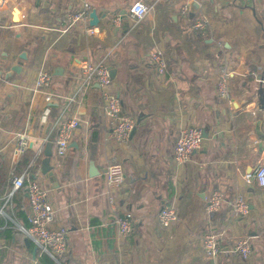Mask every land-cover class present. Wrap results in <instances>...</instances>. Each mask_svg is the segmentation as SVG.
I'll use <instances>...</instances> for the list:
<instances>
[{"label": "crops", "instance_id": "1", "mask_svg": "<svg viewBox=\"0 0 264 264\" xmlns=\"http://www.w3.org/2000/svg\"><path fill=\"white\" fill-rule=\"evenodd\" d=\"M189 1L0 0V60L6 54L13 63L27 54L20 74L0 80V207L11 178L27 166L21 161L34 160L39 148L41 160L47 140L58 188L38 165L35 172L54 210L52 225L67 230L62 264H264V187L244 181L264 166V109L256 77L264 66V0H194L200 8L193 18ZM136 2L147 6L140 20L130 15ZM84 3L89 13L96 11L99 25L90 27L88 14L67 28V16ZM154 50L164 54L163 76L149 62ZM100 60L115 70L111 90L135 121V131L124 143L112 136L99 85H83L80 64ZM222 67L228 72L227 98L216 89ZM41 68L51 76L50 105L34 88ZM7 72L2 69L3 76ZM71 97L70 115L80 126L65 156L58 158L54 122ZM185 125L199 127L208 138L177 166L173 149L178 129ZM21 135L29 144L18 155ZM113 163L124 173L115 191L105 185ZM21 191L4 209L10 218L16 203L28 212ZM213 191L222 194L224 203L210 215L205 203ZM239 196L248 212L232 217ZM164 206L177 213L169 228H162L157 218ZM126 212L135 223L122 238L114 219ZM213 226L223 231V251L215 259L203 250V235ZM241 238L251 245L249 259L233 252ZM25 240L10 227L0 238V264H46Z\"/></svg>", "mask_w": 264, "mask_h": 264}, {"label": "built area", "instance_id": "2", "mask_svg": "<svg viewBox=\"0 0 264 264\" xmlns=\"http://www.w3.org/2000/svg\"><path fill=\"white\" fill-rule=\"evenodd\" d=\"M89 6L84 3L80 9L69 14L66 18L67 28L84 20L88 17ZM147 13V6L141 2L134 3L130 8V15L133 19L140 20ZM149 62L158 76H163L167 67L164 54L160 50H154L149 53ZM80 70L83 74V85L87 86L91 82H96L101 88V100L103 103L104 115L111 123V131L114 140L120 143L127 142L135 128V121L132 117L124 113L120 100L111 90L112 78L108 65L100 60L91 63L84 61L80 64ZM50 73L41 68L38 70L34 88L44 95L45 102H48L50 95L48 87L50 86ZM217 95L220 98L228 97V72L225 67L220 69L217 84ZM75 101L74 97L68 98L66 104L60 112V115L54 122L56 131L55 154L58 158H63L70 148V143L74 133L80 126L78 118L71 116V104ZM203 142V133L199 127L193 125L181 126L178 129V135L173 149V161L177 166L184 165L191 157V154L200 148ZM45 145L47 140L43 142ZM29 140L21 135L17 140L15 153L24 154L27 150ZM42 148H39L37 157L31 160L21 174L11 178V191L6 194L3 205L0 207V218H6L15 230L20 232L29 240L39 251L41 256L49 257L56 264H62V256L68 250L67 230L64 227L54 226V210L48 198L47 190L36 178V172L31 171L37 164L36 159L42 154ZM42 160V159H41ZM246 185L257 184L264 187V166L260 165L252 173L244 176ZM124 182L123 168L120 164H110L106 170L105 185L107 189L115 191L122 186ZM24 189L28 199V212L25 217V223H19L8 217L4 209L11 204L12 196L17 190ZM111 208L115 210L114 200L109 197ZM224 203L223 196L218 191H213L206 199L205 211L210 214L219 212ZM248 212L247 203L237 197L232 204L230 214L232 217H238ZM158 222L162 228H169L177 221L176 211L169 206H164L158 212ZM117 233L120 237H128L134 228V218L131 213L116 214L114 219ZM223 231L218 227H210L203 235V250L207 257L217 258L222 253V246L219 237ZM233 252L242 259H249L252 253L251 245L247 238L239 239Z\"/></svg>", "mask_w": 264, "mask_h": 264}, {"label": "water", "instance_id": "3", "mask_svg": "<svg viewBox=\"0 0 264 264\" xmlns=\"http://www.w3.org/2000/svg\"><path fill=\"white\" fill-rule=\"evenodd\" d=\"M187 7H188L190 15H191L190 17L193 18L194 15L199 11L200 5L196 1L191 0L188 2ZM16 14H17V10L15 9V13H14L15 22H17ZM99 18L100 17L96 13V11L92 10L89 13V26L90 27H97L100 23ZM125 29L128 30V26H126ZM26 60H27L26 52L21 53L18 56V61L13 62V63H10L7 60L6 54H3V59L0 60V80H3V79L7 80L13 74H17V75L20 74L22 71V67L24 66V61H26ZM3 68H6L8 71L4 76L2 75V69ZM109 71H110V76L113 79L116 72L114 69H112V67H109ZM256 77H257V81L259 82V86H260L259 90H258V94L260 96L259 101L261 103V109L263 110L264 109V86H263V84H264L263 83L264 82V66L262 68V72L257 74ZM52 102H53V100L50 99L48 102L49 105ZM134 131H135V128L133 129L131 136L134 133ZM203 138L204 139L208 138L205 133H203ZM51 158H52L51 144L46 143L44 151H43V158H42L41 163H40V171H41V174L51 183L52 187L56 189V188H58V183L56 180V176L53 172V168L50 165ZM91 170H94V167H92V165H91ZM26 196H27V194H26ZM215 213H218V212L210 213V215H213ZM25 242L28 245L30 243L29 240H27V239L25 240Z\"/></svg>", "mask_w": 264, "mask_h": 264}, {"label": "trees", "instance_id": "4", "mask_svg": "<svg viewBox=\"0 0 264 264\" xmlns=\"http://www.w3.org/2000/svg\"><path fill=\"white\" fill-rule=\"evenodd\" d=\"M31 160L30 159H24V160H22L21 161V165H22V167H25L26 165H28V163L30 162ZM36 161H37V164H39V163H41V160L40 159H36ZM37 167L38 166H36L31 172L32 173H34L35 172V170H37ZM17 174H19V173H17ZM11 188H12V185L11 186H8L7 187V191H5V194L4 195H6L10 190H11ZM4 190V189H3ZM4 192V191H3ZM21 192H24V189H22V191ZM18 195L20 196L21 195V197L23 196V193H18ZM17 195V196H18ZM16 207H14V209H13V211H14V213H13V215H14V220L16 219L17 221H18V219H21V221H22V223H24L25 222V209L23 208V206L20 204V203H16V205H15ZM10 227H11V229H14V227H12V225H11V223L10 222H8V221H6V220H4V219H1L0 218V238H2L5 234H7L8 232H9V230H10ZM42 258H43V261H45V263L46 264H56L53 260H51L49 257H46V256H42ZM62 263V262H61Z\"/></svg>", "mask_w": 264, "mask_h": 264}]
</instances>
